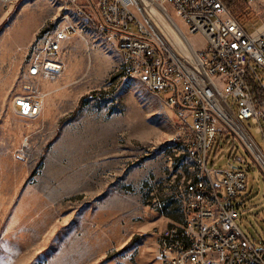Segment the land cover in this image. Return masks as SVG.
I'll list each match as a JSON object with an SVG mask.
<instances>
[{
  "label": "rangeland",
  "instance_id": "obj_1",
  "mask_svg": "<svg viewBox=\"0 0 264 264\" xmlns=\"http://www.w3.org/2000/svg\"><path fill=\"white\" fill-rule=\"evenodd\" d=\"M60 13L57 0L0 7V264H159L158 234L185 220L194 162L163 96L129 76L122 53L96 31L65 40L57 77L29 74ZM237 15L256 32L264 0ZM190 39L206 45L200 34ZM28 94L44 95L39 116L16 110ZM208 165L246 171L237 224L264 248V171L223 124Z\"/></svg>",
  "mask_w": 264,
  "mask_h": 264
},
{
  "label": "built area",
  "instance_id": "obj_2",
  "mask_svg": "<svg viewBox=\"0 0 264 264\" xmlns=\"http://www.w3.org/2000/svg\"><path fill=\"white\" fill-rule=\"evenodd\" d=\"M14 1L0 0V7L4 10ZM57 1L61 13L56 27L47 33L43 58L32 63L29 74L57 77L66 68L60 57L64 41L88 29L96 31L122 53L129 76L163 96L176 118L175 140L194 162L185 189V220L158 234L159 264H264V248H256L237 224L235 200L247 189L246 171L208 165L223 124L264 171V145L245 123L255 125L264 143V22L248 32L223 0H149L181 32L175 18L188 36L204 37L205 47L191 44L189 57L162 39L156 26L161 28L160 23L143 15L141 0ZM43 106L41 94L15 100L23 116H39Z\"/></svg>",
  "mask_w": 264,
  "mask_h": 264
},
{
  "label": "bare ground",
  "instance_id": "obj_3",
  "mask_svg": "<svg viewBox=\"0 0 264 264\" xmlns=\"http://www.w3.org/2000/svg\"><path fill=\"white\" fill-rule=\"evenodd\" d=\"M141 4L143 5V15L149 20L153 18V20H156L157 24L160 23L159 25L161 28L158 25L156 26L161 31V37L173 49V51L180 52L185 56H193L191 47V44L193 43L190 36H188L185 31V27H183L176 18L174 19L179 24L182 30L181 32L179 27L174 24V21L172 22V19L168 18L165 15V12H163L160 8L158 9L149 0H141Z\"/></svg>",
  "mask_w": 264,
  "mask_h": 264
},
{
  "label": "trees",
  "instance_id": "obj_4",
  "mask_svg": "<svg viewBox=\"0 0 264 264\" xmlns=\"http://www.w3.org/2000/svg\"><path fill=\"white\" fill-rule=\"evenodd\" d=\"M223 2L226 5V7L229 9V11L237 18H240L237 15V13L243 10L245 6L247 5V2H245V0H223ZM244 2L246 3V5Z\"/></svg>",
  "mask_w": 264,
  "mask_h": 264
},
{
  "label": "crops",
  "instance_id": "obj_5",
  "mask_svg": "<svg viewBox=\"0 0 264 264\" xmlns=\"http://www.w3.org/2000/svg\"><path fill=\"white\" fill-rule=\"evenodd\" d=\"M64 43H65V41H64Z\"/></svg>",
  "mask_w": 264,
  "mask_h": 264
}]
</instances>
